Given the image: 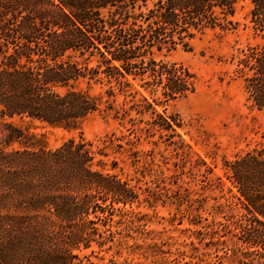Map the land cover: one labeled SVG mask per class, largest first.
<instances>
[{
  "label": "trees",
  "instance_id": "obj_1",
  "mask_svg": "<svg viewBox=\"0 0 264 264\" xmlns=\"http://www.w3.org/2000/svg\"><path fill=\"white\" fill-rule=\"evenodd\" d=\"M239 1L0 0V264H84L80 249L113 244L114 223L142 219L130 211L140 202L136 187L98 168L105 147L82 136L56 148L28 145L13 120L76 130L122 96L130 110L150 114L145 132L183 144L179 114L156 106L194 94L197 77L157 55L190 48L208 29L236 30ZM249 1L250 23L264 39V0ZM235 71L264 111V47L241 51ZM92 83L113 100L105 110ZM225 167L246 212L240 240L264 264V144Z\"/></svg>",
  "mask_w": 264,
  "mask_h": 264
},
{
  "label": "rangeland",
  "instance_id": "obj_2",
  "mask_svg": "<svg viewBox=\"0 0 264 264\" xmlns=\"http://www.w3.org/2000/svg\"><path fill=\"white\" fill-rule=\"evenodd\" d=\"M251 9L249 0L239 1L236 30L208 29L190 41V48L157 55L183 64L197 77L194 94L156 106L159 112L179 114L183 144L145 132L150 114L130 110V98L120 96L113 103L94 83L89 88L103 96L102 109L109 101L114 110L92 115L76 130L13 120L31 137L28 145L56 148L82 136L105 147L97 155L98 168L128 180L140 194L130 210L140 222L114 223L119 235L113 244L80 249L84 264H259L240 240L246 212L225 167V161L264 144V111L252 106L245 80L235 71L241 51L264 47L250 23ZM136 88L153 102L149 93ZM154 99L164 100L160 93Z\"/></svg>",
  "mask_w": 264,
  "mask_h": 264
}]
</instances>
